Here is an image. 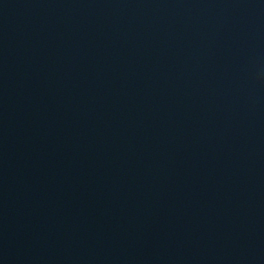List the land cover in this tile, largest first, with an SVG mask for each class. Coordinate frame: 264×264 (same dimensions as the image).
<instances>
[{"label": "water", "instance_id": "1", "mask_svg": "<svg viewBox=\"0 0 264 264\" xmlns=\"http://www.w3.org/2000/svg\"><path fill=\"white\" fill-rule=\"evenodd\" d=\"M12 264H264V0H80Z\"/></svg>", "mask_w": 264, "mask_h": 264}]
</instances>
